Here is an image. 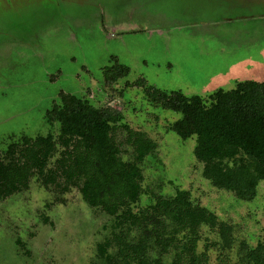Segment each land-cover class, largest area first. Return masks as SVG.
Returning <instances> with one entry per match:
<instances>
[{
    "label": "rangeland",
    "instance_id": "1",
    "mask_svg": "<svg viewBox=\"0 0 264 264\" xmlns=\"http://www.w3.org/2000/svg\"><path fill=\"white\" fill-rule=\"evenodd\" d=\"M114 63L128 72L109 82L104 67ZM138 79L204 98L239 80L264 81V0H0V149L23 135L55 134L58 123L45 113L60 91L119 110L157 144L141 164L143 188L188 190L233 230L224 249L216 229L203 226L199 248L208 246L212 262L237 257L242 243L262 238L264 180L251 201L213 186L193 154L195 136L169 128L180 114L150 102ZM151 202L143 193L137 207ZM110 223L76 188L59 192L32 176L0 198V264H92Z\"/></svg>",
    "mask_w": 264,
    "mask_h": 264
},
{
    "label": "trees",
    "instance_id": "2",
    "mask_svg": "<svg viewBox=\"0 0 264 264\" xmlns=\"http://www.w3.org/2000/svg\"><path fill=\"white\" fill-rule=\"evenodd\" d=\"M127 72L118 63L104 67L109 82ZM143 90L153 104L180 114L169 128L181 139L195 136L193 154L213 186L240 200L255 197L264 180V81L239 80L205 98L154 85ZM45 118L58 123L55 134L23 135L0 149V198L26 189L32 176L59 192L76 188L88 207L111 220L109 234L96 243L92 264H264V232L255 245L242 243L237 257L211 261L208 246L199 248L202 227L216 229L217 244L229 249L231 225L219 222L186 189L163 195L143 188L141 164L157 144L122 122L119 110L60 91ZM122 146L130 158H123ZM146 192L152 202L137 207Z\"/></svg>",
    "mask_w": 264,
    "mask_h": 264
}]
</instances>
